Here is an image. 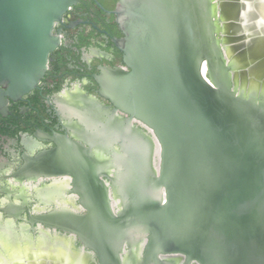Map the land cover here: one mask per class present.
Segmentation results:
<instances>
[{"label": "water", "instance_id": "water-1", "mask_svg": "<svg viewBox=\"0 0 264 264\" xmlns=\"http://www.w3.org/2000/svg\"><path fill=\"white\" fill-rule=\"evenodd\" d=\"M74 2L0 0V83L11 93L39 82L57 45L54 23ZM221 5L119 1L131 72L115 100L152 130L160 164L143 177L135 162L114 181L124 207L117 215L105 192L87 193V214H72L70 230L57 226L76 233L102 264L104 237L119 247L147 238L145 264H160L159 254L264 264V76L230 58Z\"/></svg>", "mask_w": 264, "mask_h": 264}, {"label": "flooded vegetation", "instance_id": "flooded-vegetation-1", "mask_svg": "<svg viewBox=\"0 0 264 264\" xmlns=\"http://www.w3.org/2000/svg\"><path fill=\"white\" fill-rule=\"evenodd\" d=\"M119 1L75 0L54 23L57 45L36 86L15 95L0 83V264H102L57 226L70 230L72 214H87V193L105 192L117 215L124 207L114 181L135 162L143 177L159 169L152 130L115 100L131 72ZM101 241L106 264H145L147 238L120 247L116 237ZM158 262L197 264L179 254Z\"/></svg>", "mask_w": 264, "mask_h": 264}, {"label": "rangeland", "instance_id": "rangeland-1", "mask_svg": "<svg viewBox=\"0 0 264 264\" xmlns=\"http://www.w3.org/2000/svg\"><path fill=\"white\" fill-rule=\"evenodd\" d=\"M227 53L244 73L264 76V0H222Z\"/></svg>", "mask_w": 264, "mask_h": 264}]
</instances>
